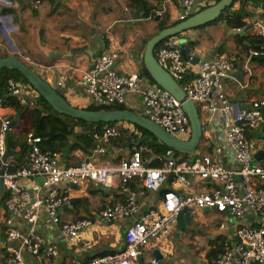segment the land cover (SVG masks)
Masks as SVG:
<instances>
[{"label":"built area","instance_id":"built-area-1","mask_svg":"<svg viewBox=\"0 0 264 264\" xmlns=\"http://www.w3.org/2000/svg\"><path fill=\"white\" fill-rule=\"evenodd\" d=\"M43 1L34 0L31 9H37ZM196 1L181 0V4L188 13ZM157 16L161 17L162 14L157 13ZM186 17L187 15H182L180 21ZM254 27L257 36L264 40V25L255 23ZM262 57L264 43L259 51L249 49L244 54L247 81L251 76L248 64L253 58ZM155 58L178 83L186 98L195 104L199 114H223L225 137L233 151L237 169L224 167L210 155L196 158L189 163L179 161L170 149L159 158L160 166H149L142 160V155L150 150L133 140L128 158L114 164L95 161L96 157L105 156L110 142L122 134L119 126L121 123L104 126L101 135H94L95 146L90 157L76 166L66 168L60 163L59 153L43 150L41 138L27 132L24 136L25 150L19 146L15 148L23 155L18 168L12 172L6 168L0 175L7 190L6 209L11 215L6 221V241L17 243L15 248L4 249L0 254V264H27L24 254L32 257L37 264L56 260L55 247L45 243L36 233L41 209L45 210L54 225L60 227L69 247L77 245L85 250L92 249L88 242L77 244L80 235L92 226L91 221L64 222L58 215V211L69 200L67 191L60 189V186L79 187L85 182L97 187L115 188L124 195L122 203L109 205L101 211L102 219L116 223L133 218V222L124 233L125 246L122 251L95 257L87 262L76 261L73 264H138L142 250L151 240L169 234L181 212L188 211L192 214L202 209L223 213L234 219L243 218L248 210L257 219L254 226L236 227L237 243L233 244L232 239L224 240L213 264H264V163H253V149L246 139L247 132L257 131L264 126V98L254 100L247 108L235 112L223 89L225 79H234V58L221 56L197 63L192 54L182 56L177 38L166 40L164 46L156 50ZM117 60L118 53L114 50L95 57L90 69L81 72L76 78L75 85L83 88L92 104L98 108L125 107L128 98L139 97L140 116L154 122L176 139L188 141L191 129L181 104L166 91L148 84L141 76L118 71ZM37 71L43 72V77H40L51 83V77L45 75L44 66L38 65ZM187 75L193 76L188 79ZM248 83L242 85V88H247ZM67 84V79L63 76L56 79L58 91L68 90ZM6 92L22 106L33 107L38 98V93L31 86L12 80L7 82ZM8 110L0 98V158L6 152V134L10 131L11 121L6 114ZM132 135L141 136L137 131ZM215 152L219 153L220 150ZM169 178L180 187L182 194L168 191L157 207L141 210L136 193L130 188L131 182L139 180L144 191L157 192ZM194 179L209 181L214 188L209 193H198L194 188ZM18 180H37L33 188L35 197L19 187ZM43 191L45 196L40 197ZM15 218L26 223V232L15 226ZM224 228V225L220 226V229ZM150 264L157 262L152 260Z\"/></svg>","mask_w":264,"mask_h":264},{"label":"crops","instance_id":"crops-1","mask_svg":"<svg viewBox=\"0 0 264 264\" xmlns=\"http://www.w3.org/2000/svg\"><path fill=\"white\" fill-rule=\"evenodd\" d=\"M33 1L20 4L16 1L0 0V58L5 54L14 55L42 77L44 73L38 72L37 66H44L45 75L51 77V83L61 76L65 77L68 90L59 93L70 105L84 110L94 105L84 89L75 85V80L81 72L90 69L95 57L114 50L118 53L116 62L118 71L137 74L152 85L143 66V55L148 40L159 32L157 29L159 20L166 21L167 26L170 27L179 23L182 15H187L188 18L216 3L215 0H197L195 6L187 13L182 7L181 0H44L35 10L31 9ZM245 3L246 10L252 17L245 19L247 30L243 35H229L231 29L225 21L216 20L177 37L178 40H185V50L187 45H192L190 54L194 55L197 63L221 56L235 59L234 79L223 81L225 96L234 106L235 112L247 108L254 100L264 98V61L262 60L264 57L250 61L248 66L251 76L247 81L245 70L247 64L242 52L243 45L239 43L238 38V36L257 35L254 25L255 23L264 25V1ZM141 7L144 11L135 16L136 11ZM239 8L240 4L237 2L231 10ZM7 9L13 14H5L4 11ZM151 13H155V16L152 17ZM157 13H161L162 16L158 17ZM246 82H249L248 86L243 89L242 85ZM124 109L139 115L140 98H128ZM6 114L8 118L17 116L10 109ZM199 115L203 135L196 154L190 156L191 160H184L181 156L175 158L189 163L196 158L210 155L224 167L237 169L233 151L225 137L223 114L217 112L213 115L208 113ZM23 118L19 119L17 126L10 130L9 138H13L14 141H24V136L29 131L27 125L18 126ZM119 126L123 135L113 139L106 149L105 156L96 157L95 161L114 164L130 156L132 140L138 137L136 135L131 138L132 133L139 131L131 124L121 123ZM246 139L253 149V163L262 165L264 126L257 131L247 132ZM69 145L68 150L59 152L60 163L66 168L80 164L92 154V149L89 152L80 149L70 150L73 146H77L76 139L71 138ZM217 149L220 150L219 153L215 152ZM21 155L17 149H14V158ZM143 158L146 165L156 167L161 164L159 159L161 156L145 155ZM14 165L15 160L10 158L7 161V170ZM37 182V180H18V185L35 197L33 188ZM193 183L198 193H209L214 188L213 183L209 181L194 179ZM130 188L136 193V200L141 210L157 207L168 191L182 194L180 187L173 183L171 178L157 192L144 191L139 180L132 181ZM60 189L67 191L69 200L58 211L59 218L64 222L90 220L92 226L80 235L77 244L88 242L92 245V249L85 250L77 245L69 247L60 227L54 225L45 210L41 209L35 228L37 236L55 247L57 251L56 260H46L43 264L87 262L95 257L115 254L123 250L124 233L132 224L133 218L113 223L105 221L100 216L101 211L107 206L122 203L123 194L115 188L97 187L89 182L79 187L61 185ZM39 196L44 197L45 192L43 191ZM6 197L7 190L3 186L0 189V254L8 247L17 246L16 242L6 241V221L11 216L6 209ZM192 214L195 217L190 221V225H187V222L178 225L176 221L169 234L151 240L142 250L138 264H150L152 260L157 264H213L224 240L232 239L233 244L237 243L235 240L237 226H254L257 222L256 217L248 210L241 219L204 209ZM14 222L20 231H27L28 226L25 222L16 218ZM221 225L225 228L220 229ZM24 260L27 264H37L27 254H24Z\"/></svg>","mask_w":264,"mask_h":264},{"label":"water","instance_id":"water-1","mask_svg":"<svg viewBox=\"0 0 264 264\" xmlns=\"http://www.w3.org/2000/svg\"><path fill=\"white\" fill-rule=\"evenodd\" d=\"M239 0H219L214 5L207 7L196 14L186 18L185 20L165 28L148 40L145 46L143 55V66L147 72L150 80L161 90L166 91L173 98H175L182 107L183 112L187 116L190 124L191 134L188 141H181L166 133L160 126L154 122L140 116L128 109H114V110H84L77 109L70 105L56 88V81L48 83L44 81L39 75L32 71L18 57L11 55L0 58V71L3 69H11L18 71L29 83V85L38 93V95L45 100L53 109V111L61 116H66L74 120H80L86 123V126L81 129L83 133H91L99 124H118L127 123L139 127L150 135H152L160 144L173 151L174 155L194 156L200 145L203 135V126L200 120L199 112L195 104L186 98V94L180 88L178 83L165 71L156 61L155 50L156 47L169 38H177L182 33L203 27L207 24L215 22L220 16L229 9L234 3ZM264 10V7H263ZM144 11L141 7L136 11V15ZM154 17L155 13H151ZM158 20V17H156ZM247 27L243 30H231L229 35H243ZM9 40V39H8ZM10 41V40H9ZM181 47V54L186 56L184 48L185 40H178ZM264 61V58L262 59ZM197 61V59H195ZM240 71L241 64H239ZM264 114V107L262 108ZM19 116L9 118V129L17 126ZM9 134H6V152L0 158V175L6 171L7 161L14 155V150L9 145ZM140 143V140H138ZM3 183L0 180V189ZM32 196V193H31ZM209 210V209H204ZM195 217L188 211L181 212L177 217V223L190 221Z\"/></svg>","mask_w":264,"mask_h":264},{"label":"trees","instance_id":"trees-1","mask_svg":"<svg viewBox=\"0 0 264 264\" xmlns=\"http://www.w3.org/2000/svg\"><path fill=\"white\" fill-rule=\"evenodd\" d=\"M16 1L20 4H25L30 0H10ZM219 1V0H218ZM240 4V8L238 10H231L233 8V4L229 9H227L217 20H224L226 25L231 30H243L246 28L247 24L245 22L246 18L252 17L250 13L246 10V0L237 1ZM236 2V3H237ZM5 14H13V12L9 9L4 11ZM181 22V21H180ZM177 24V23H175ZM168 23L164 20H159L157 23V29L160 32L161 30L168 28ZM174 25V24H172ZM170 25V26H172ZM239 43L243 45V54H245L249 49H254L259 51L261 45L264 43V40L259 36H247V37H239ZM165 41L159 44L156 47V50L164 46ZM192 45L186 46V55L190 54ZM155 50V52H156ZM8 55L5 54L4 57ZM3 58V57H1ZM260 59L253 58L252 60ZM29 67V66H28ZM31 69V67H29ZM32 70V69H31ZM33 71V70H32ZM146 72V71H145ZM36 73V72H35ZM37 74V73H36ZM147 74V72H146ZM38 75V74H37ZM148 75V74H147ZM188 79L191 76L187 75ZM150 79V78H149ZM9 80L22 83L25 85H29L26 79L16 70L11 69H3L0 71V98L3 102L4 107L13 110L20 118L22 119L19 124V127L28 126L30 133H32L35 137H39L42 140L41 148L43 150H51L56 152H64L68 150L70 147L69 140L71 138L76 139L77 146H73L70 150L80 149L83 152H89L95 146L94 135H101L102 129L105 124H99L96 126L95 130L91 133H83L81 131L82 128L86 126V123L80 120H74L66 116H61L53 111L51 106L43 100L39 95L37 101L33 107L22 106L20 105L14 97H11L6 92V84ZM151 84L156 86L151 80ZM30 86V85H29ZM114 109H124V107L119 106H111L105 108H98L95 106H91L87 108V110H114ZM115 125V124H108ZM135 128L142 133L140 137H134L132 135L133 141L138 143L140 140V145L148 147L150 150L149 153H145L142 155V160L144 161V156H163L168 148L164 145L160 144L152 135H150L145 130L136 127ZM78 130V131H77ZM145 134L150 135L152 139H149L148 136L145 137ZM123 135V134H122ZM121 136V135H120ZM9 145L14 150L16 147H22L25 150V142L24 141H14L13 138H9ZM177 156V154H175ZM184 160H191L192 157L182 156ZM13 155L11 158L15 160V165L13 167L8 168L9 172H12L18 168V163L22 161L23 155L14 158ZM178 157V156H177ZM224 242V241H223ZM223 245V243H222ZM222 249V248H221ZM221 251V250H220ZM219 251V252H220ZM218 252V254H219ZM217 254V255H218ZM216 258V257H215Z\"/></svg>","mask_w":264,"mask_h":264},{"label":"rangeland","instance_id":"rangeland-1","mask_svg":"<svg viewBox=\"0 0 264 264\" xmlns=\"http://www.w3.org/2000/svg\"><path fill=\"white\" fill-rule=\"evenodd\" d=\"M139 133H140V132H139ZM140 134H141V136H142V133H140ZM146 136H148V135H147V134H145V137H146ZM148 138H149V139H152V137H151L150 135L148 136ZM177 156L179 157L180 155H179V154H177Z\"/></svg>","mask_w":264,"mask_h":264}]
</instances>
